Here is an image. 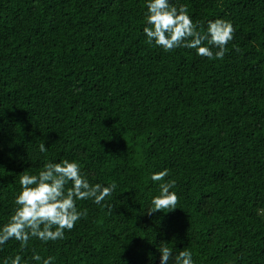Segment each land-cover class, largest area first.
Here are the masks:
<instances>
[{
	"label": "trees",
	"instance_id": "1",
	"mask_svg": "<svg viewBox=\"0 0 264 264\" xmlns=\"http://www.w3.org/2000/svg\"><path fill=\"white\" fill-rule=\"evenodd\" d=\"M147 2L0 0V227L45 163L117 184L77 201L88 214L63 239L9 240L0 264H161L165 243L194 264H264V0H170L204 30L233 24L214 60L147 44ZM164 169L179 203L149 215Z\"/></svg>",
	"mask_w": 264,
	"mask_h": 264
},
{
	"label": "clouds",
	"instance_id": "2",
	"mask_svg": "<svg viewBox=\"0 0 264 264\" xmlns=\"http://www.w3.org/2000/svg\"><path fill=\"white\" fill-rule=\"evenodd\" d=\"M146 8V26L143 28L146 43L154 44L165 52L184 47L195 49L197 55L209 60L223 59L227 52L226 45L234 39L235 28L230 21L210 20L204 30L203 25L193 22L186 5L177 7L170 0H148ZM213 48L218 50L213 52ZM39 149L41 152L47 151L44 143L40 144ZM168 176V169L151 176L153 182L160 183L159 194L151 199L152 207L147 211L149 215L177 209L179 197L172 191L176 181L166 180ZM19 183L21 191L14 201L17 207L9 221L0 227V246L14 239L20 242L21 250L27 247L32 238L45 243L63 239L65 230L71 231L88 214L87 209L78 210L77 201L91 199L96 204H102L117 188L115 182L108 186L90 184L81 174L79 163L69 160L45 163L37 174L21 175ZM158 250L161 264H194L189 250H180L173 256V249L167 247L166 243ZM32 259L51 264L54 258L42 260L39 254L34 253ZM4 264H8V261L5 260ZM11 264H22V256L18 254L11 258Z\"/></svg>",
	"mask_w": 264,
	"mask_h": 264
}]
</instances>
